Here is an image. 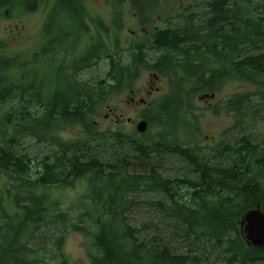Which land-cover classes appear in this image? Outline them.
Masks as SVG:
<instances>
[{
    "label": "trees",
    "instance_id": "obj_1",
    "mask_svg": "<svg viewBox=\"0 0 264 264\" xmlns=\"http://www.w3.org/2000/svg\"><path fill=\"white\" fill-rule=\"evenodd\" d=\"M42 2L26 0V10ZM77 2L58 1L64 6ZM161 2L130 0L145 25L158 13L147 16L143 9L159 10ZM197 2L163 14L164 23L175 27L154 31L153 47L165 51L152 62L140 41L132 44V62L123 63L118 40L106 41L110 26L102 24L95 35L86 28L66 32L48 25L46 41L31 59L8 53L9 40L0 41V264L56 263L46 261V250L38 255L43 250L32 243L45 227L70 220L49 189L74 186L82 178H88L91 192L85 213L94 228L87 230L94 236L93 264H264V247L247 245L239 225L248 210L258 204L264 210V139L248 130L251 122L264 120V0H212L203 6L213 11L208 31L201 29ZM108 57L103 76L87 75ZM145 69L166 76L170 86L144 111L151 125L196 123L197 97L221 90L227 81L255 87L213 108L237 116L240 134L228 143L203 146L193 139H166L165 132L137 141L135 149L147 163L150 150L159 148L185 161L189 174L183 178L154 168L148 177L130 174L124 165L102 161L97 151L94 118ZM69 124L81 125L84 135L63 140L60 132ZM111 135L119 142L124 138L120 132ZM21 138H38L53 149L41 157L18 152L12 145ZM144 187L163 193L166 199L154 203L176 221L190 245L209 252L183 254L166 243L140 241V229L127 221L132 201L126 194ZM62 241L63 236L56 238L52 259L69 264Z\"/></svg>",
    "mask_w": 264,
    "mask_h": 264
},
{
    "label": "rangeland",
    "instance_id": "obj_2",
    "mask_svg": "<svg viewBox=\"0 0 264 264\" xmlns=\"http://www.w3.org/2000/svg\"><path fill=\"white\" fill-rule=\"evenodd\" d=\"M160 8L168 10L171 13L176 12L179 8L187 7L192 0H161ZM200 3L201 0H195ZM116 0H87V5L94 16H101L103 20L112 25V9ZM54 4L51 0L46 6L41 4L35 11H27L22 15L15 12L12 16L5 17L0 13V41L9 40L8 53H23L27 59H31L34 53H38L44 44L43 38V20L46 11L50 10ZM45 8V11H44ZM134 11L124 14L123 29L118 34L121 43V51L125 55L131 53V44L139 39L146 38L140 32V18L134 16ZM19 26V30L12 29ZM133 31L139 33L133 34ZM115 34L112 33L110 41L115 40ZM107 62L103 61L100 66L89 71L87 75L99 74L103 76L106 72ZM85 75V76H87ZM152 76L148 70H143L141 76L134 82V93L130 94L129 88L124 89L119 94H115L105 107L103 112L94 118V125L98 132L97 151L102 157V161H108L118 166H126L127 172L148 177L152 175L154 168L163 176L171 178H183L189 174L188 166L178 156L167 152L165 149H151L150 155L152 161L147 163L140 157L136 151L137 141H149L151 138H157L159 133H168L166 139L185 141L188 139L196 140L203 146H214L218 140L230 132L232 117L225 111L214 113L204 109L207 102L197 97V105L204 109V112L197 110L200 114L198 120L189 121V125L181 124L178 126H162L154 122L148 130L143 133L136 131V124L127 121L130 117L132 120H139L138 116L144 113L146 105L140 104V98L149 100H161L169 91L168 79H162L152 83ZM159 87L152 95H147L146 89ZM255 87L246 82L227 81L221 90L216 92L215 98L211 99V104L216 105L221 100L231 94L252 91ZM136 98V103H128L129 96ZM1 106V104H0ZM8 106V105H7ZM184 123V122H183ZM173 127V130L171 129ZM249 131L255 133L257 138L264 139V120L251 122ZM119 131L124 135L122 141L112 137L111 133ZM224 133V134H223ZM233 137L240 134L239 128ZM84 135V128L81 125L69 124L60 132L63 140H76ZM129 135V137H128ZM127 136V137H126ZM228 140L231 134L226 135ZM12 148L18 152H29L34 156H42L53 149L52 144H48L38 138H21L12 145ZM49 193L53 200L61 202V209L68 213L69 221L65 224H53L44 228L42 235L33 242V248H40L38 255L45 250L47 253L46 261L58 263L52 259V249L56 238L63 236L62 252L68 259L69 264H93L92 253L95 251L94 236L91 232L94 230L92 219L85 212L90 208L89 181L88 178H82L74 186L50 188ZM126 198L131 202L126 211L127 221L136 228L140 229L137 237L140 241L148 243H166L174 251L183 254H199L209 252L201 245H190L186 239L184 231L166 212L161 211L157 206V201L165 200V195L159 191L151 190L146 187L126 194ZM83 219V220H82ZM242 220V219H241ZM241 220L239 221L240 231ZM77 224L79 228H74ZM89 230V231H87ZM55 263V264H56Z\"/></svg>",
    "mask_w": 264,
    "mask_h": 264
},
{
    "label": "flooded vegetation",
    "instance_id": "obj_3",
    "mask_svg": "<svg viewBox=\"0 0 264 264\" xmlns=\"http://www.w3.org/2000/svg\"><path fill=\"white\" fill-rule=\"evenodd\" d=\"M50 1L51 0H43V2L41 4L44 3V5L46 6V4ZM53 1H54V4H53L52 8L50 10L46 11V13H45V17H44V20L42 23L43 24V31L49 25V26H52L56 29L64 30L66 32H71L74 29H83L84 30V28H86L89 32H92L95 35V32H96L95 29L100 24H102L103 26H106V25L110 26L109 36L106 35L107 36L106 41L113 43L116 39L118 40V44H119L118 55H120L122 57L123 63H128V62L131 63L133 60V55L136 53L135 46L133 47L132 44H131V53L130 54L125 55L124 52H122L120 50L121 49V43H120V39L118 38V34L123 29L124 14L126 12L135 10V12H133L134 16H138L140 18V23H141L139 26L140 32H142L146 38L139 39V40L135 41L133 43V45L136 44L137 42L145 41V43H146L145 50L147 51L146 58L151 62L156 61L160 57V55L165 51L164 48L157 49V48L153 47L154 45H156L154 38H153L154 31H156L157 29L167 30L169 28L175 27L174 25H166L164 23L163 14L164 13H171L170 11L163 10V9H159V10L154 11L148 7L143 9V11H142L143 14L150 16L152 13L157 12L158 15H157V18H152L150 20V23H148L146 25L143 24L142 19H141V17H142L141 13L132 7L130 0H123V3H119V4L117 3V0H116L115 5L111 11L112 17H113L112 25L107 24L103 20V18L99 15L96 18V16H94L92 14L91 10L89 9V7L87 5V0H76L79 2H77L75 4L68 3L66 6H64L63 4H59L58 3L59 0H53ZM193 1H195V0H192V2H190V3H193ZM211 1L212 0H201L200 3L202 5V8H203V6L205 7L207 5V3L211 2ZM202 8H201V10H199L200 17L202 20V25H200V26H201V29L203 31H208V29L210 27L209 23L211 22L213 11L211 9H208V8H203V9ZM181 9H183V8H181ZM181 9L178 11H181ZM44 11H45V8H44ZM15 12H18V14H22V15L26 12V0H0V13H3L5 17H9V16H12ZM117 15L119 16V19L117 22H115L114 18ZM19 29H20L19 26L16 25V27L13 28L12 30L15 31V30H19ZM113 32H114L116 38L114 41H110L109 39L111 38ZM132 33L137 34L139 32L133 31ZM45 41H46V39H45ZM87 42H88V40H85L84 44H86ZM104 61L110 62L111 59L108 57V58H105ZM148 71H149L150 75L152 76V79H151L152 83H154V81L158 82L164 78L168 79L166 76H162L154 70H148ZM141 73H142V70H141ZM141 73H140L139 77L141 76ZM232 78L234 79L235 76L232 75ZM137 79H136V81H137ZM133 87H134V84H133ZM133 87L129 88L130 94L134 93ZM158 90H159V87L152 86L151 89H146V92H147V95H152L155 91H158ZM205 102H207V104L205 105V108H210V109L214 108V105L210 103L211 101L209 98H206ZM128 103L135 104L136 98L134 96L130 95L129 99H128ZM140 104L147 105L148 99H145V101H143V102L140 101ZM221 111H225L226 113H228L226 109L221 110ZM230 116L233 119L231 126H230V132H226L224 137L222 135V137L218 140V142L216 144H222L223 145L224 142L228 143L227 142L228 138L226 137V135H228V134H231L230 140L235 138L236 135L234 137H233V135L235 134L234 132H236V119L235 118L237 116L236 115L234 116L233 112H231ZM138 117H139L138 118L139 120L147 119L145 117V114H143V113H141ZM127 121L130 123H133L134 125L137 124V120H132V118H130V117L127 118ZM233 143L235 144V141ZM235 149H237V147L233 148V149L231 148L232 153H233V151L235 152Z\"/></svg>",
    "mask_w": 264,
    "mask_h": 264
},
{
    "label": "water",
    "instance_id": "obj_4",
    "mask_svg": "<svg viewBox=\"0 0 264 264\" xmlns=\"http://www.w3.org/2000/svg\"><path fill=\"white\" fill-rule=\"evenodd\" d=\"M148 128V122L142 120L137 125L139 132H145ZM241 229L244 239L248 244L264 247V211L261 205L247 211L241 220Z\"/></svg>",
    "mask_w": 264,
    "mask_h": 264
}]
</instances>
